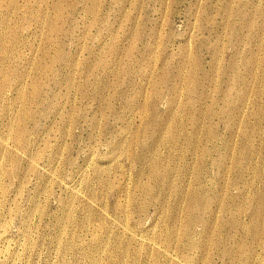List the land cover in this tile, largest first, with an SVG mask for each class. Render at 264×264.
I'll return each mask as SVG.
<instances>
[{
  "label": "rangeland",
  "instance_id": "rangeland-1",
  "mask_svg": "<svg viewBox=\"0 0 264 264\" xmlns=\"http://www.w3.org/2000/svg\"><path fill=\"white\" fill-rule=\"evenodd\" d=\"M0 264H264V0H0Z\"/></svg>",
  "mask_w": 264,
  "mask_h": 264
},
{
  "label": "bare ground",
  "instance_id": "bare-ground-1",
  "mask_svg": "<svg viewBox=\"0 0 264 264\" xmlns=\"http://www.w3.org/2000/svg\"><path fill=\"white\" fill-rule=\"evenodd\" d=\"M169 128V127H168ZM167 132V131H166ZM4 148V147H3ZM154 154V153H153ZM152 168V167H151ZM152 170V169H151ZM153 172V171H152ZM149 174V173H148ZM151 174V173H150ZM158 175V174H157ZM155 177V176H154ZM151 181V180H150ZM171 191V190H170ZM182 201V200H181ZM197 201H199V200H197ZM188 203V202H187ZM180 205V204H179ZM184 206V205H183ZM189 205H187V207H188ZM189 209V208H188ZM193 216V215H192ZM192 219H193V217H192ZM257 223V222H256ZM189 224V223H188ZM191 226V225H190ZM187 227V226H186ZM190 228V227H189ZM173 231V230H172ZM188 232V231H187ZM3 235V234H2ZM117 235V234H116ZM172 237V236H171ZM170 237V238H171ZM3 238H5V237H3ZM188 238V237H187ZM198 246V245H197ZM193 247V246H192ZM63 249V248H62ZM185 251V250H184ZM185 253V252H184ZM181 256V255H180ZM171 263V262H170Z\"/></svg>",
  "mask_w": 264,
  "mask_h": 264
}]
</instances>
